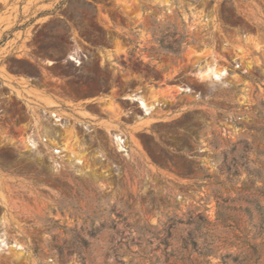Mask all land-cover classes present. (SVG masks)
Listing matches in <instances>:
<instances>
[{
  "label": "rangeland",
  "instance_id": "obj_1",
  "mask_svg": "<svg viewBox=\"0 0 264 264\" xmlns=\"http://www.w3.org/2000/svg\"><path fill=\"white\" fill-rule=\"evenodd\" d=\"M0 264H264V0H0Z\"/></svg>",
  "mask_w": 264,
  "mask_h": 264
},
{
  "label": "bare ground",
  "instance_id": "obj_2",
  "mask_svg": "<svg viewBox=\"0 0 264 264\" xmlns=\"http://www.w3.org/2000/svg\"><path fill=\"white\" fill-rule=\"evenodd\" d=\"M222 72H223V70L218 69L215 66H204V67H199V69H198V73L201 75H210L211 74V75H214L216 77H219V74H221ZM135 97L137 99L141 100V103L143 105L147 104L141 95H135Z\"/></svg>",
  "mask_w": 264,
  "mask_h": 264
},
{
  "label": "built area",
  "instance_id": "obj_3",
  "mask_svg": "<svg viewBox=\"0 0 264 264\" xmlns=\"http://www.w3.org/2000/svg\"><path fill=\"white\" fill-rule=\"evenodd\" d=\"M51 109H52V108L47 107L46 111H47L48 113H52L53 115H55V118H56V120L60 123V125H61V126H64V125H65V121L67 120L66 115H64V114H60V113L55 112L54 110H51ZM45 139H46V141H49V142H50V143H48L49 145H52L53 142H54L55 144H57V145H60V144H59V141H58L57 138H48V137H46ZM28 145H29V146H33V144H32L31 142H29ZM52 147H54V146H52ZM54 149L57 150L58 148H57V147H54Z\"/></svg>",
  "mask_w": 264,
  "mask_h": 264
},
{
  "label": "crops",
  "instance_id": "obj_4",
  "mask_svg": "<svg viewBox=\"0 0 264 264\" xmlns=\"http://www.w3.org/2000/svg\"><path fill=\"white\" fill-rule=\"evenodd\" d=\"M39 89H40L41 91H43L46 95H51L49 92L44 91L43 88H40V87H39Z\"/></svg>",
  "mask_w": 264,
  "mask_h": 264
}]
</instances>
